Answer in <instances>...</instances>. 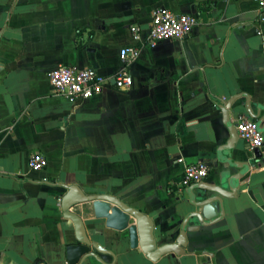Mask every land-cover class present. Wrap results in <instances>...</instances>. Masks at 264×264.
I'll return each mask as SVG.
<instances>
[{
    "label": "crops",
    "instance_id": "obj_1",
    "mask_svg": "<svg viewBox=\"0 0 264 264\" xmlns=\"http://www.w3.org/2000/svg\"><path fill=\"white\" fill-rule=\"evenodd\" d=\"M157 8L197 23L184 38L135 42L129 27L145 39ZM133 45L129 88L110 82L76 104L53 92L57 66L111 77ZM221 104L232 124L243 116L264 131V17L254 0H0V264H68L79 233L61 208L64 185L118 199L152 219L158 245L174 242L193 210L185 190L171 191L185 165L206 163L204 183L223 172L217 149L230 134ZM34 152L46 157L43 170L29 169ZM246 156L252 167L237 196L224 198L223 218L186 231L179 256L131 248L90 202L71 211L84 237L108 250L107 264H264V154L238 137L232 158Z\"/></svg>",
    "mask_w": 264,
    "mask_h": 264
},
{
    "label": "water",
    "instance_id": "obj_2",
    "mask_svg": "<svg viewBox=\"0 0 264 264\" xmlns=\"http://www.w3.org/2000/svg\"><path fill=\"white\" fill-rule=\"evenodd\" d=\"M222 110L224 124L229 130L226 143L217 149L218 157L223 162V172L219 175L217 183L198 182L185 189L188 202L193 207L182 219L180 232L174 242L158 245L154 237L152 219L143 212L122 204L116 198H107L104 195L90 196L84 194L76 185H64L67 189L60 199L61 208L66 219L73 222L79 235L76 243L66 246V261L68 264H81L85 258L93 256L101 264L111 262L110 253L106 249L92 244L84 237L83 223L80 216L71 211L74 205L91 203L92 213L95 218L105 220V226L117 231H125L129 238L131 248L139 247L143 254L152 259L173 253L182 255L187 244L186 231H197L201 226H209L223 218L224 198L237 196V191L242 185V177L252 167L250 160H234L233 150L238 142V133L235 125L230 122L228 106L219 105ZM256 121V120H255ZM236 172H231L232 170ZM131 219L133 221L130 223ZM197 223L190 225V221ZM93 247H92V246ZM94 248V252H92ZM209 255V253L207 254Z\"/></svg>",
    "mask_w": 264,
    "mask_h": 264
},
{
    "label": "built area",
    "instance_id": "obj_3",
    "mask_svg": "<svg viewBox=\"0 0 264 264\" xmlns=\"http://www.w3.org/2000/svg\"><path fill=\"white\" fill-rule=\"evenodd\" d=\"M259 12L264 17V0H254ZM197 23L192 14L174 13L165 8H157L152 12L151 21L144 39L142 30L138 25H131L132 38L137 43L144 40L157 42L166 39L184 38L191 33ZM140 48L137 45L123 47L119 52L121 67L111 76H103L92 68H76L59 65L49 73V81L53 92L60 94L70 102L76 104L106 90L110 86L120 89L129 88L132 76L128 71L130 61L136 59ZM238 137L244 140L252 152L260 150L264 154V131L257 121L239 117L235 124ZM182 161V159H178ZM47 166L46 157L40 152H34L28 159L30 170L40 171ZM208 173V165L204 162L187 164L178 181L172 184L171 191L179 196L187 187L194 183L203 182Z\"/></svg>",
    "mask_w": 264,
    "mask_h": 264
}]
</instances>
